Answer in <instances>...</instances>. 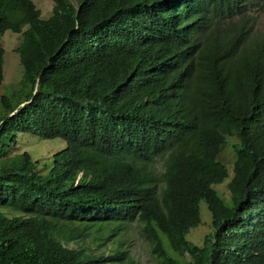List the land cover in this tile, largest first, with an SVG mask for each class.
Segmentation results:
<instances>
[{
  "label": "trees",
  "instance_id": "1",
  "mask_svg": "<svg viewBox=\"0 0 264 264\" xmlns=\"http://www.w3.org/2000/svg\"><path fill=\"white\" fill-rule=\"evenodd\" d=\"M55 1L40 19L31 0H0V32L28 24L25 81L41 73L11 117L30 92L0 98V158L11 132L67 143L48 180L27 154L0 160V208L29 214L0 210V264L123 261L125 252L87 256L56 238L107 218L140 221L158 264H264V0ZM1 64L0 48V80ZM231 132L228 208L213 190L226 175L214 158ZM200 200L212 231L197 246L183 235L200 221Z\"/></svg>",
  "mask_w": 264,
  "mask_h": 264
},
{
  "label": "rangeland",
  "instance_id": "2",
  "mask_svg": "<svg viewBox=\"0 0 264 264\" xmlns=\"http://www.w3.org/2000/svg\"><path fill=\"white\" fill-rule=\"evenodd\" d=\"M77 6L78 0H69ZM36 7L41 11V17L47 18L51 12L52 0H33ZM255 12V10H254ZM264 23V5L258 13L257 18V27ZM5 35H10L15 37L14 40L11 37H6ZM17 35L10 30L4 31L0 39L2 46L5 49L4 54V64H3V75L4 80L0 84V96L5 94L9 95L14 88L16 83L19 80L20 76L22 77V66L19 62V57L15 52L18 66L16 67L15 58L12 55H9L8 59L6 52L12 49L13 43L14 47L17 45ZM7 44L5 45L4 42ZM9 54V52H8ZM18 72L20 75L18 77ZM12 101L15 98H11ZM3 114V109L0 106V116ZM17 151L18 152H28L30 154L31 161L34 165V170L42 175L46 174V171L50 165V158L53 154L65 148L66 144L61 138H52L46 139L39 137L30 133H18L17 134ZM238 144V140L235 135H225L224 142L220 146L219 153L217 155V160L226 169V172L229 173L230 164L234 160V147ZM226 181L219 183L215 186L217 195L225 202L229 204V194L226 189ZM213 186V187H214ZM199 214H200V223L195 227L187 231L184 235V239L189 241L192 244L200 245L201 239L207 232L210 231V215L206 210L205 204L199 202ZM94 226H91L87 231H93ZM141 224L138 221L130 222L129 224H121L115 233L109 237L107 240H103L104 235L95 236L91 234L89 238L84 237L82 240L70 241L62 243L68 245L72 248L82 249L87 255H108L110 251L121 248L128 249L129 255L135 261V264H158L156 257L151 251V244L142 236ZM206 233V234H205ZM161 235V234H160ZM163 238L164 236L161 235ZM97 237V238H94ZM174 256H177L175 253L171 252ZM188 259L187 254H183L180 260Z\"/></svg>",
  "mask_w": 264,
  "mask_h": 264
},
{
  "label": "clouds",
  "instance_id": "3",
  "mask_svg": "<svg viewBox=\"0 0 264 264\" xmlns=\"http://www.w3.org/2000/svg\"><path fill=\"white\" fill-rule=\"evenodd\" d=\"M69 3H71L76 9H78V7L80 6V0H78V4H77V6L75 5V4H73L71 1H69V0H67ZM31 3H32V5H34V7H35V9H37L38 11H39V18L40 19H47L48 17H50L51 15H52V13H53V10H54V7H55V5H56V1L55 0H52V4H51V12H50V15L47 17V18H42L41 17V11H40V9H38L37 7H36V5H35V3L33 2V0H31ZM176 3V2H175ZM263 5H264V1H263ZM172 7V6H171ZM263 7V6H262ZM252 10H250V12H251ZM258 13H259V11H257V12H255V14L257 15V18H258ZM256 25H257V23H256ZM255 25V26H256ZM257 27V26H256ZM260 27V26H259ZM259 27H257V28H259ZM27 28H28V24L27 23H23L22 25H20V27H19V30H12V29H10V28H5V29H3L1 32H0V37H1V35L4 33V31H6V30H10L11 32H14V33H16V35H17V37H16V39H17V45L14 47V43H13V46H12V49L10 50V51H8L9 52V54H8V52H6V56H7V59H8V57H9V55H12L14 58H15V61H16V67L18 66V62H17V59H16V56L14 55V53L16 52L17 53V55H18V57H19V62H20V64H21V66H22V77L20 76V78H19V80L17 81V83H16V87L14 88V90L9 94V95H5V94H3V95H1V96H7L8 98H9V100H10V102L11 103H14L15 101H16V98H17V96H18V94L19 93H22V94H24V93H26V92H30V97L28 98V99H26V100H24V101H20V102H18L15 106H14V109L12 110V111H10V112H8L7 113V115H8V117H11L19 108H20V106L22 107L24 104H28L29 102H30V100H31V97L34 95V93L36 92V90L39 88V81H40V75H41V73H39L36 77H35V80H34V82H33V84H30V83H27L26 81H25V78H24V66H23V63H22V61H21V56H20V53H19V51H18V48H19V45H20V43H21V41H22V33H23V31H25V30H27ZM6 37H11V39H13L14 40V38L15 37H12V36H10V35H5ZM3 42H4V39H3ZM4 44L5 45H7L5 42H4ZM0 48H1V50H2V64H1V80H0V84H1V82L4 80V75H3V64H4V54H5V49L3 48V46H2V42H1V39H0ZM61 48V47H60ZM60 48L57 50V52L60 50ZM19 75H20V72H18V77H19ZM1 96H0V98H1ZM11 98H15V100L14 101H12L11 100ZM0 106H1V103H0ZM1 108H2V106H1ZM3 109V114L0 116V118L1 117H3V115H4V112H5V110H4V108H2ZM2 122H3V120H1L0 121V124H2ZM18 133H29V132H24V131H20V132H16V133H13V132H11V133H8L6 136H5V138H4V140H3V143H4V145H5V157H2V158H0V160H4V161H6L7 163H13V162H15L16 161V157H18V156H20L21 157V155H23V154H27L28 155V159L30 160V162H31V164H32V167H33V170H34V165H33V162L31 161V156H30V154L28 153V152H26V151H24V152H18L17 151V147H16V145H17V134ZM30 134H33V133H30ZM34 135H36V134H34ZM225 135H235V137L237 138V140H238V144L234 147V160H233V162L235 161V158H236V153H235V150L239 147V139H238V137H237V135L235 134V132H231V133H226V134H224L223 135V141H222V143L224 142V136ZM37 136H39V135H37ZM39 137H41V136H39ZM42 138H44V137H42ZM54 138H61V137H54ZM46 139H52V138H46ZM62 140H64L63 138H61ZM64 142H65V144H66V146H65V148L67 147V143H66V141L64 140ZM222 143L220 144V146L222 145ZM220 146H219V149H220ZM1 148H2V145H0V150H1ZM65 148H63L62 150H64ZM219 149H218V152H217V154H216V156H215V161H217V162H219V164L223 167V169H224V172H225V176H224V178L222 179V181L221 182H219V183H222V182H224V179H228V181H226L225 180V182H226V189H227V192H228V194H229V204H225V202L217 195V193H216V190H215V186L216 185H218L219 183H217V184H214L213 186V190L215 191V194H216V196L218 197V199L222 202V204H224L225 205V207H230L231 206V204H232V199H231V194H230V191L228 190V183H229V180H230V178H231V168H232V163L233 162H231V164H230V169H229V173H227L226 172V169L224 168V166L221 164V162L220 161H218L217 160V155H218V153H219ZM62 150H60V151H62ZM60 151H58L57 153H59ZM57 153H55V154H57ZM55 154H53L52 156H51V158L55 155ZM51 158H50V165H49V167H48V169H47V171H46V174L45 175H42V174H40V173H38V172H36L35 170V172H36V174L37 175H39V176H41V178H42V180H48L49 178H50V170L52 169L51 168ZM85 174L84 173H82V172H78L77 174H76V178H75V182H74V185H76V184H81L82 182H83V180H84V178H85V176H84ZM200 201H202V200H200ZM199 201V202H200ZM199 202H198V216H199V219H200V214H199ZM203 203H204V201H202ZM205 204V203H204ZM205 207H206V204H205ZM0 210L7 216V217H9V218H12L13 216H18V217H22V216H27V215H29V214H24V213H18V211H13V210H10V209H8V208H0ZM206 210L208 211V209H207V207H206ZM208 213H209V215H210V212L208 211ZM201 220V219H200ZM133 221H138L137 219H135V220H133ZM133 221H131V222H133ZM140 224H141V230H142V226H143V224L140 222V221H138ZM130 222H126V221H124V220H118V219H113V218H107V219H100V220H97V221H95V222H88L87 223V225H88V227H85L84 225H79V227H80V229H83V231H82V234H83V236L82 237H80V238H75V239H72V240H66L65 238H63V237H60V236H56V238H57V240L59 241V243L61 244V245H63V246H65V247H68V248H72V247H69L68 245H66V244H64V243H62L61 242V240H63L64 242H70V241H78V240H82V239H84V237H87V238H89L90 236H91V234H93V235H95V236H98V235H104V237H103V240H107L109 237H111L114 233H115V231H116V229H118L119 227H120V225L121 224H124L125 226H126V224H129ZM199 223H200V221H199ZM198 223V224H199ZM91 226H94V228H93V231H87V229H89ZM75 228V226H72L69 230H67V233H65V234H68L69 233V231L70 230H75L74 229ZM195 228V227H194ZM209 228H210V231L209 232H207V234L206 235H204L203 237H202V239H201V242H202V240H203V238L204 237H206V236H208L209 234H210V232L212 231V229H211V215H210V224H209ZM190 229H192V228H190ZM189 229V230H190ZM141 230H140V232H141ZM188 230V231H189ZM187 232H185L184 233V235L186 234ZM141 234H142V232H141ZM161 235H163V234H161ZM160 235V237H161V239H162V242H163V244H164V247L171 253V252H173L171 249H170V247H169V244H167V240H166V238H165V236H164V238L162 237ZM184 235H183V239H184ZM142 236H143V234H142ZM144 237V236H143ZM94 238H97V237H94ZM145 238V237H144ZM185 240V239H184ZM146 241H148V240H146ZM186 242H189V241H187V240H185ZM149 242V241H148ZM200 242V243H201ZM190 243V242H189ZM150 244V243H149ZM195 245H197V244H195ZM202 245V243L200 244V245H197V246H201ZM73 249H78V248H73ZM78 250H81V251H83L82 249H78ZM117 251H120V252H125L126 253V258L123 260V261H117V262H115L114 264H130V263H132V262H134L133 264H135V261L132 259V257L129 255V252H128V249H121V248H117V249H114V250H112V251H110V253L108 254V255H103V257H107V256H110V255H112V254H114L115 252H117ZM151 251H152V253H153V255L156 257V259H157V256H156V254L153 252V250H152V244H151ZM84 252V251H83ZM85 253V252H84ZM173 253H175V252H173ZM185 254H187L186 252H184ZM183 253V254H184ZM86 254V253H85ZM176 255H177V253H175ZM183 254H182V256H183ZM91 255H93V256H101V255H94V254H91ZM173 255V254H172ZM188 255V254H187ZM87 256H89V255H87ZM174 256V255H173ZM175 258H176V256H174ZM188 259H189V256H188ZM187 260V259H186ZM157 261H158V259H157ZM159 263V262H158Z\"/></svg>",
  "mask_w": 264,
  "mask_h": 264
}]
</instances>
